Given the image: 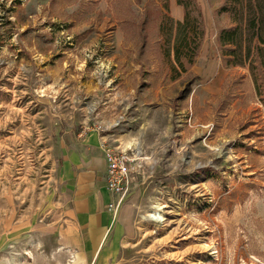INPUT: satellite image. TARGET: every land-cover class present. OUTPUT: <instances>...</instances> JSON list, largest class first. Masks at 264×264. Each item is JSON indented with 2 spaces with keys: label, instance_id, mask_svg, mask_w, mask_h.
Returning a JSON list of instances; mask_svg holds the SVG:
<instances>
[{
  "label": "rangeland",
  "instance_id": "1",
  "mask_svg": "<svg viewBox=\"0 0 264 264\" xmlns=\"http://www.w3.org/2000/svg\"><path fill=\"white\" fill-rule=\"evenodd\" d=\"M194 2L189 63L178 0H0V264H74L59 166L92 132L133 158L95 264H264V103L218 47L225 0Z\"/></svg>",
  "mask_w": 264,
  "mask_h": 264
},
{
  "label": "crops",
  "instance_id": "2",
  "mask_svg": "<svg viewBox=\"0 0 264 264\" xmlns=\"http://www.w3.org/2000/svg\"><path fill=\"white\" fill-rule=\"evenodd\" d=\"M80 1V0H78ZM177 20L183 19L178 11ZM182 22V20H181ZM122 31H114L122 36ZM99 133H89L65 153L59 166V219L56 238L74 264H95L116 249L114 197L106 189V161Z\"/></svg>",
  "mask_w": 264,
  "mask_h": 264
},
{
  "label": "trees",
  "instance_id": "3",
  "mask_svg": "<svg viewBox=\"0 0 264 264\" xmlns=\"http://www.w3.org/2000/svg\"><path fill=\"white\" fill-rule=\"evenodd\" d=\"M183 7V21L174 22L169 16L162 18L164 31H189L184 39L182 56L193 62L200 40L205 33L201 10L194 0H178ZM219 14H227L231 25L219 28L216 36L225 63L233 67H247L253 80L255 93L264 103V0H225ZM192 31H197L195 37ZM179 68L184 71L181 60ZM172 70L177 72L176 67Z\"/></svg>",
  "mask_w": 264,
  "mask_h": 264
},
{
  "label": "built area",
  "instance_id": "4",
  "mask_svg": "<svg viewBox=\"0 0 264 264\" xmlns=\"http://www.w3.org/2000/svg\"><path fill=\"white\" fill-rule=\"evenodd\" d=\"M101 146L106 161V189L114 197V203L109 204L108 209L115 210L118 201L129 191L132 180L130 164L133 158L126 152L113 147L105 137L102 139Z\"/></svg>",
  "mask_w": 264,
  "mask_h": 264
},
{
  "label": "bare ground",
  "instance_id": "5",
  "mask_svg": "<svg viewBox=\"0 0 264 264\" xmlns=\"http://www.w3.org/2000/svg\"><path fill=\"white\" fill-rule=\"evenodd\" d=\"M154 215H155V213H154ZM153 216V215H152ZM152 218V217H151Z\"/></svg>",
  "mask_w": 264,
  "mask_h": 264
}]
</instances>
